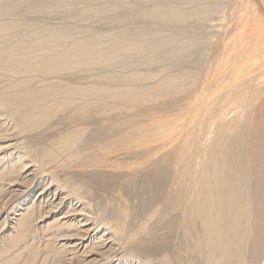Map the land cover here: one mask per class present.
I'll list each match as a JSON object with an SVG mask.
<instances>
[{"label":"bare ground","instance_id":"bare-ground-1","mask_svg":"<svg viewBox=\"0 0 264 264\" xmlns=\"http://www.w3.org/2000/svg\"><path fill=\"white\" fill-rule=\"evenodd\" d=\"M237 1L74 0L86 6L64 7L0 0V199L5 185L11 189L0 218L11 245L42 224L43 231L59 229L52 236L65 241L62 253L89 242L84 264H112L121 253L116 264H264V0L233 9ZM49 3L57 14L94 18L108 32L100 36L87 24L90 32L79 35L77 24L30 34L26 20L13 18H44ZM58 114L74 128L56 141L10 143ZM179 119L189 121L180 125L181 142L165 153L153 149L165 146L166 128ZM102 125L117 132L114 144L133 162L127 168L143 159L137 168L147 164L143 171L162 181L129 232L126 205L110 202L113 216L105 220L106 208L94 212L90 204L87 181H62L55 171L109 168L91 157L90 142L77 144L87 127ZM62 209L64 225L57 219L47 226ZM159 224L161 232L148 236ZM153 242L162 254L157 262L137 253Z\"/></svg>","mask_w":264,"mask_h":264},{"label":"rangeland","instance_id":"rangeland-1","mask_svg":"<svg viewBox=\"0 0 264 264\" xmlns=\"http://www.w3.org/2000/svg\"><path fill=\"white\" fill-rule=\"evenodd\" d=\"M54 1L55 0H53V2ZM244 1L245 0H238L236 3L234 2V5L232 8L233 9L239 8L240 4L243 3ZM96 2L97 1H95V3ZM56 3H59L60 5H62L64 7H66V5H68L69 7H71L72 5H74V6H77V5L82 6L83 5V7L86 6L85 5L86 2H81V3L76 2L75 3L74 0H73V2H72V0H69V2H68V0H56L54 2V4H56ZM92 3H94V2H92ZM150 3H152V1H150ZM54 4H53V6H54ZM50 6H51V4H50ZM53 6H51L49 8V10H47L48 12H50L49 14H51L53 16L48 14L47 16H44V18H39V19L33 18V17H32L33 19H31L30 18L31 16H26L25 17L26 19H23L24 18L23 15H17V16H14L13 18H16V20L19 18V21L21 23L24 22V20H26V23H28L30 25V27L27 28V29H29L28 31H30L29 32L30 34H31V30H34V31H32V34H34L33 32H36V31L38 32L40 29L44 30L45 28H46L45 30H53L54 29V32L55 31L59 32L60 30H63V29L67 30L69 28L75 27L77 24H79V25L81 24L80 26L77 25V26H79L78 31L81 30V31H79V33L80 32L81 33L80 34L78 33L79 35H83V33H84L83 30L84 31L86 30L85 32H90L92 30H96L95 32L96 33L99 32L98 34L99 35L101 34L100 36L103 35V37L108 32L107 31L108 26L102 27L101 25H99L98 23L93 21L94 18L92 20L89 19L88 22H90V23L83 22L82 18L79 16L75 20V19H73L74 17H72L70 15L60 14V13H59L60 15L57 14V12H55V10H54V9H56V6H54V8H53ZM231 13L232 12H230V14ZM230 14H228L226 17L227 18L230 17ZM62 15H64V16H62ZM5 19H6V17H5ZM82 24H84V26ZM87 24L92 25V26L90 27ZM29 25H27V26H29ZM33 26H36V27L33 28ZM87 26H89L88 29L90 31L88 29H86ZM38 28H40V29L38 30ZM48 32H51V31H48ZM48 117H49V119L45 125L41 123L42 125L39 124V127L33 129L32 131L28 132L27 134H23V135L16 134L15 135L12 133L13 135L10 136L11 138L9 140L10 143L13 144L15 141H17L16 139H19L20 141L25 142L26 144L25 143H23V144H25L26 146H27V144H29L28 147H30L31 145L36 146V145H40V144L47 146L51 142L56 141L57 138L59 137V134H60V136L62 135L61 133L66 134L68 129L70 131L74 128V124L72 122H69L70 120H64L63 122H65V123H63L61 121V120H63V119H61L62 118L61 114H58L55 116L49 115ZM186 119H189V118H186ZM186 119H184V121H182L181 123L182 124L189 123V121ZM67 123L69 124L68 126H67ZM181 123H180V119H179L174 124H171L168 128H166L167 131L169 129H170V131H168L169 134L166 133V135H163L161 138V142L163 144H165V146L163 148L161 146H156L155 145L156 143H153L151 145L152 148L159 150V153H165L166 151H169V149L171 147H173L177 143L181 142V131H182L180 129V125H182ZM104 125L108 126V122L104 123ZM104 125H102L101 129L100 128L98 129L99 131L102 130V131H100V133L97 132L98 131L97 127H94V126L90 127L89 126L91 129L89 127H87L88 128L87 132L90 131L89 134L88 133L85 134L86 136L85 135L83 136V138H82L83 140L80 139L77 144H80L81 142L84 143L85 141H86V143L90 142L92 144L91 145L92 151L94 150V152H93L94 155L92 154L93 156L91 155V157L100 159L99 161L108 162V167L110 169L106 168V169H103L100 172L94 173V174L91 173V171L89 170V171H87L86 174H82L83 176L78 175L79 169L78 170L76 169L75 171L73 169L72 170L68 169V171H63V172L56 169L55 171H57V177L60 178V180H62V181H63L65 175H67L69 177H73L74 180H78V181L80 180V182L81 181H87L86 185L88 186V188L93 193V195L90 197L91 200H89L90 204L92 207H95V208L97 207V210L95 208L93 209L94 212L101 211L104 207L106 208V211L104 212L105 220L109 221L110 217L113 216L111 210L109 211V207H110L109 203L110 202L116 203V200H117L119 205H122L123 207H125L124 205H126V207L128 208V216H129L127 219V221H128L127 222V225H128L127 230L129 232L131 230L136 229L137 225H139V223L141 222L140 219L143 216L142 213H143L144 209L148 208L150 206V203L154 202L153 200H155L159 196V192L161 191L160 188L162 187V181H161L159 174L152 175L153 172L151 170H147L148 168L146 169V171L145 170L143 171L144 167H148L147 164H143L137 168V164H139V162H142L143 159L139 160V162H134L135 163L134 169L127 168V166L132 165L131 164V163H133L132 160L127 158V156L124 154L123 150H119L121 148L120 145H119L120 147L117 145L119 143L114 144V140H112V139H114V136L117 134V132L114 131V129H109L106 132V130L104 129L105 128ZM70 126L72 127V129ZM2 127H3V125H2ZM170 136H171V139H170ZM173 136H174L175 140H174V138L172 139ZM168 137H169V139H167ZM110 140H111V142H110ZM107 141H109V142L107 143L106 146L111 147V145H113L112 148H110V147L107 148L106 146H103V144H106ZM114 145H117V147H119V148H117ZM100 147H102V150ZM114 147H116L117 149ZM140 147H139V149L142 148V147L141 148ZM97 148L98 149L100 148V151H97L98 150ZM107 150H108V153H106ZM118 150H119V152L120 151L121 152L123 151V152L121 154L120 153L117 154V152H116V154H115V151H118ZM109 151H111V152H109ZM104 152H105V154H108L107 157H106V155L105 156L103 155ZM2 154H0V157H2ZM105 157H106V159H104ZM5 161H6V159H4V161H2L0 164L3 165V163ZM109 161H110V163H109ZM111 161H112V163H111ZM114 163L117 165H122V166H119V168H118ZM145 165H147V166H145ZM112 166H116V168L113 167L114 168L113 169ZM0 167H2V166H0ZM120 169H122V170H120ZM129 169L133 170V171H130ZM137 169H139V170H137ZM68 174H71V176ZM61 178H63V179H61ZM139 187L141 189H139ZM13 189L15 191L17 190V188H13ZM10 191H11V189L6 185L4 186L3 189H1V195H2L1 198L3 200L0 199V202L7 200L9 198L8 196H10ZM120 195H121V197H120ZM15 207L14 206L12 207V211L16 210V209H14ZM64 211L62 209L59 213H57V216L55 217V219L52 218V219L46 221V223L48 222L47 226H50L51 224L55 225V223L53 221L57 220V219H58V221H60V222H58L59 223L58 226L63 224L65 221L64 220L62 221V219L60 217L63 216L62 214L64 213ZM3 217H4V215L0 218V258H1L0 264H26L27 262H30V260H32L33 257H35V259H33V262H34L33 264H54V263L57 264L58 263L57 261L60 260V258L62 261L60 260L61 263L59 262V264H84L86 261H88L90 259V258H88L89 254L84 253V252H87L92 247V245H91V247H88L87 244H89V242H85L82 247H78L73 252L74 254H72L70 252H66L67 253V255H66V253L60 252V251H63L62 245L65 243V241L59 242V240H57V242H55V240L53 239L54 237L52 236V234L54 232H57V230H59V229L56 228L57 230L54 231V228H52L53 230L50 229L49 231H45V230L43 231L42 226H44V225H42V224H40V226H39L40 230L39 229L35 230V233L33 234V236L24 238V240L20 241V243L11 245L12 242L9 240V238H7L11 232L10 233L7 232L6 227L3 228V225H2ZM14 217H15L14 215H10L11 219L12 218L14 219ZM59 219H61V220H59ZM13 221L14 220H12V222ZM161 228H162V224H159L158 228L156 229V233L153 231H150L148 236L160 233ZM63 230H64V228H61V231H63ZM157 230H158V232H157ZM35 236H36V238H35ZM33 238H34V240H33ZM47 241H50L51 243L48 245ZM151 244H154V246ZM160 245H162V244L160 243ZM152 246H153V248H152ZM157 247H159L158 242L146 243L145 245L141 246V248L138 250L137 253H138V255H140V256L142 255L143 257L146 255L149 258H151L152 260H154L155 262H157V260L162 256V254H157V251L154 252V250H156ZM53 251L54 252L57 251L55 253L60 252L59 256L56 258H53L54 254H55V253H53ZM152 255H153V257H150ZM118 257H124V254L121 253L120 255H118ZM118 257H116V258H118ZM115 259L112 261L113 262L112 264H116L118 259H116V260Z\"/></svg>","mask_w":264,"mask_h":264}]
</instances>
